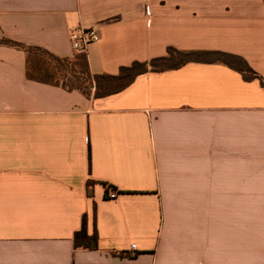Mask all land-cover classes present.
<instances>
[{
  "label": "crops",
  "instance_id": "0c3cea01",
  "mask_svg": "<svg viewBox=\"0 0 264 264\" xmlns=\"http://www.w3.org/2000/svg\"><path fill=\"white\" fill-rule=\"evenodd\" d=\"M94 26L93 74L174 47L264 81V0H0V264H264V85L190 62L94 99L29 80L3 43L73 57ZM85 218L96 249L75 246Z\"/></svg>",
  "mask_w": 264,
  "mask_h": 264
},
{
  "label": "trees",
  "instance_id": "16d2710c",
  "mask_svg": "<svg viewBox=\"0 0 264 264\" xmlns=\"http://www.w3.org/2000/svg\"><path fill=\"white\" fill-rule=\"evenodd\" d=\"M4 44L20 48L26 53V76L29 80L62 87L68 91L78 90L88 98H104L117 94L127 88L137 76L148 72H163L178 69L190 62L223 63L240 72L245 80L263 79L241 56L222 51H183L168 47L167 55L153 58L149 61H135L129 66L120 68L119 73L93 74L90 70L86 52L75 54L73 57H60L39 47L28 46L10 40ZM95 182H88V194H93L91 187ZM106 192L111 185L104 183ZM76 247L84 249L98 248L97 231L93 235L87 233L86 218L82 228L74 237Z\"/></svg>",
  "mask_w": 264,
  "mask_h": 264
},
{
  "label": "built area",
  "instance_id": "2783aa9c",
  "mask_svg": "<svg viewBox=\"0 0 264 264\" xmlns=\"http://www.w3.org/2000/svg\"><path fill=\"white\" fill-rule=\"evenodd\" d=\"M70 37L72 42V48L78 53L86 52L87 48L90 45L97 43L101 40L99 29L96 26L90 28L81 27L72 30ZM106 196L109 199H117L119 196V192L115 188H109L106 192ZM134 249H136L135 244L131 245V250Z\"/></svg>",
  "mask_w": 264,
  "mask_h": 264
}]
</instances>
